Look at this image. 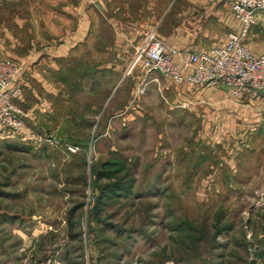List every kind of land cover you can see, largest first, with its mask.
Instances as JSON below:
<instances>
[{
  "label": "rangeland",
  "instance_id": "obj_1",
  "mask_svg": "<svg viewBox=\"0 0 264 264\" xmlns=\"http://www.w3.org/2000/svg\"><path fill=\"white\" fill-rule=\"evenodd\" d=\"M129 1L0 0V58L24 70L28 115L25 135L0 133V264H264V164L239 163L230 131L206 147L219 133L181 86L146 75L103 21L149 18L178 51L183 0ZM85 22L91 38L63 52ZM251 28L262 52L264 14Z\"/></svg>",
  "mask_w": 264,
  "mask_h": 264
},
{
  "label": "built area",
  "instance_id": "obj_2",
  "mask_svg": "<svg viewBox=\"0 0 264 264\" xmlns=\"http://www.w3.org/2000/svg\"><path fill=\"white\" fill-rule=\"evenodd\" d=\"M213 1L227 5L237 27L222 43L209 49L182 52L165 46L152 31L136 49L134 61L141 63L146 75L158 74L176 86L222 85L238 100L264 97V49L255 55L246 44L251 27L264 14V0ZM21 71L12 59L0 58V133L12 136L25 135L28 119L27 113L15 104L21 96L18 83ZM143 92L141 87L136 95Z\"/></svg>",
  "mask_w": 264,
  "mask_h": 264
},
{
  "label": "crops",
  "instance_id": "obj_3",
  "mask_svg": "<svg viewBox=\"0 0 264 264\" xmlns=\"http://www.w3.org/2000/svg\"><path fill=\"white\" fill-rule=\"evenodd\" d=\"M124 1L126 3L130 2L129 0ZM178 8L179 13L182 14L178 18V22L170 29L171 33L169 36L166 37V40L171 41L172 46L176 45L182 48L178 51L191 52L209 49L216 46V44L222 43L226 38L228 33H223L220 31L221 29L229 31L236 29V23L227 5L222 2H213L211 0H183ZM107 11L105 9L106 13ZM185 11H191L193 14L196 12L198 15L191 18L184 17V14H186ZM200 11L202 13H199ZM123 15V20L118 19L117 21L109 18L108 15L107 17L103 16V21H106V24L114 31L116 42L113 44L118 46L125 44L124 48L133 50L142 43L145 35L147 37V35L155 30L151 28L152 23L149 18L141 21L138 17L136 19L130 18L126 12ZM88 25V22H85L84 27H80L79 30L75 31V34L71 36L70 47L66 48L63 52H73L79 45L88 42L89 38L93 35ZM171 39H176L177 43H174ZM108 45H104V51L111 50ZM207 46L210 47L205 48ZM86 48L88 50L90 49L88 46ZM76 51H79V49H76ZM252 52L258 55L261 50L257 53L253 50ZM107 63L109 64L110 61L107 60ZM23 71H21V76ZM153 81L157 82L158 80L152 79L148 84ZM20 82L23 87L24 82L22 81V77H20ZM179 88L176 89L185 93V97H181L180 95L179 97L187 102L189 109L191 106V110L194 112L193 115L195 113L198 116L202 115L201 117L204 119L202 122H205L207 128L211 126L212 131L215 128V132L219 133L215 137H209V139L207 138L209 134L203 136L206 147L209 144L219 146L222 144L220 142L222 140L221 134L230 131V136H236L237 153L235 155L239 157V163L246 164L247 160L252 156L257 163L264 164V97L260 99L238 100L233 98L222 85H217V87L212 88H198L185 84ZM234 124L236 127H234V131H231L229 125ZM206 126L205 131L207 132ZM224 128L225 130H223ZM203 160L207 163V168L211 169L209 164L211 158L205 156ZM215 160L216 158L213 157V161ZM262 168H260V172ZM217 171L218 168H215L211 174L216 175L215 173ZM260 189L264 193V183L260 185Z\"/></svg>",
  "mask_w": 264,
  "mask_h": 264
}]
</instances>
